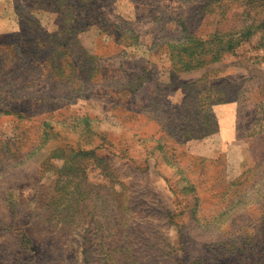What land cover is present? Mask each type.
Returning <instances> with one entry per match:
<instances>
[{
    "label": "rangeland",
    "instance_id": "374dc122",
    "mask_svg": "<svg viewBox=\"0 0 264 264\" xmlns=\"http://www.w3.org/2000/svg\"><path fill=\"white\" fill-rule=\"evenodd\" d=\"M0 264H264V0H0Z\"/></svg>",
    "mask_w": 264,
    "mask_h": 264
},
{
    "label": "trees",
    "instance_id": "16d2710c",
    "mask_svg": "<svg viewBox=\"0 0 264 264\" xmlns=\"http://www.w3.org/2000/svg\"><path fill=\"white\" fill-rule=\"evenodd\" d=\"M201 55H202V54H199V56H201ZM219 55H220V53L217 52V53H215V54L213 55V57H214V58H217Z\"/></svg>",
    "mask_w": 264,
    "mask_h": 264
}]
</instances>
